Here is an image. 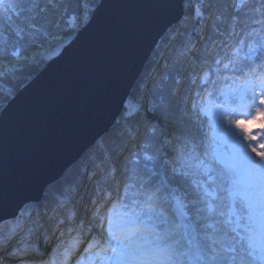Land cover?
<instances>
[{
  "label": "snow or ice",
  "instance_id": "obj_1",
  "mask_svg": "<svg viewBox=\"0 0 264 264\" xmlns=\"http://www.w3.org/2000/svg\"><path fill=\"white\" fill-rule=\"evenodd\" d=\"M212 65L243 79L205 98ZM82 90L117 104L105 132L51 180L8 178ZM258 117L264 0H0V264H46L41 240L71 264H264V126H238Z\"/></svg>",
  "mask_w": 264,
  "mask_h": 264
},
{
  "label": "water",
  "instance_id": "obj_2",
  "mask_svg": "<svg viewBox=\"0 0 264 264\" xmlns=\"http://www.w3.org/2000/svg\"><path fill=\"white\" fill-rule=\"evenodd\" d=\"M148 54L147 49L141 51L133 62V68L121 74L119 96L128 91L136 74L144 71ZM62 63L54 65L52 70L61 67ZM94 97L95 94L87 90L76 93L38 134L33 133L25 139L8 161V178L27 174L35 167L39 169V180L43 183L71 166L88 145L105 132L118 112L117 104L112 103L104 108L101 115H95Z\"/></svg>",
  "mask_w": 264,
  "mask_h": 264
},
{
  "label": "trees",
  "instance_id": "obj_3",
  "mask_svg": "<svg viewBox=\"0 0 264 264\" xmlns=\"http://www.w3.org/2000/svg\"><path fill=\"white\" fill-rule=\"evenodd\" d=\"M194 40H195V38H194ZM216 43L220 44L219 39L216 41ZM217 50L220 52L221 57L224 55L225 51H228L229 55H231V52L228 49H225L223 47H221L220 49H213V51H217ZM201 55H203V45H201ZM242 55L243 54H241V58H242ZM217 58H220V57H217ZM225 63H227V61H225ZM222 67L223 66L221 65V69H222ZM147 71H149V68H148V65L146 64L143 72H147ZM197 72H199V74L201 76H203L204 73H208V76L205 77V79H209L211 81H216L215 84H213V83L207 84V87L203 91V95L205 96V98H208L207 97L208 92H214L220 88L226 89L229 85L232 84L233 80H236L237 84H239V82L243 79V77L239 73H237L235 71H231V70L222 72V75L224 77H231V79H227V80L218 79V77L216 75L215 65H212L210 69L208 66H203V71H201V69L198 67ZM188 87L194 88L195 86L194 85H188ZM203 87H204L203 81H201V88H203ZM197 90L199 91L200 89H197ZM259 122L262 124V126H264V117L259 118ZM238 126L242 127L246 132L252 131L254 134H255V130L258 129V127L253 123V121L252 122L241 121V122H238ZM66 243L72 244L73 240L68 239V240H66ZM44 260H45L46 264H71V261H65L62 258V256L57 253L56 245H55L54 241L52 242L51 249H50L49 253L46 255V257L44 258Z\"/></svg>",
  "mask_w": 264,
  "mask_h": 264
},
{
  "label": "rangeland",
  "instance_id": "obj_4",
  "mask_svg": "<svg viewBox=\"0 0 264 264\" xmlns=\"http://www.w3.org/2000/svg\"><path fill=\"white\" fill-rule=\"evenodd\" d=\"M259 118H261V117H258L255 121H253V123L258 127V129L255 130V134H257V135H259V128H260V126H262V124L259 122ZM51 246H52V243L45 245L44 242L41 241L40 242V249H41L40 255L45 258L46 255L49 253ZM45 252L47 253L46 255H45Z\"/></svg>",
  "mask_w": 264,
  "mask_h": 264
},
{
  "label": "bare ground",
  "instance_id": "obj_5",
  "mask_svg": "<svg viewBox=\"0 0 264 264\" xmlns=\"http://www.w3.org/2000/svg\"><path fill=\"white\" fill-rule=\"evenodd\" d=\"M3 227H4L3 225H2V226L0 225V229H2ZM41 241H43V240H41ZM43 248H44V247H43Z\"/></svg>",
  "mask_w": 264,
  "mask_h": 264
}]
</instances>
